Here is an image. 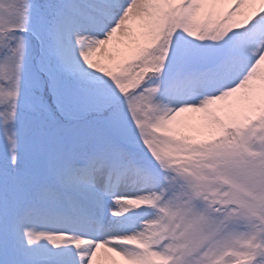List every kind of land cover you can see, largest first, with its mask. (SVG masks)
Listing matches in <instances>:
<instances>
[{
  "label": "snow or ice",
  "instance_id": "1",
  "mask_svg": "<svg viewBox=\"0 0 264 264\" xmlns=\"http://www.w3.org/2000/svg\"><path fill=\"white\" fill-rule=\"evenodd\" d=\"M0 264H264V0H0Z\"/></svg>",
  "mask_w": 264,
  "mask_h": 264
}]
</instances>
